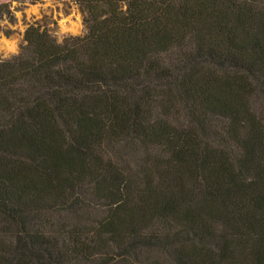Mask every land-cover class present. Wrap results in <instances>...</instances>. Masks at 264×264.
I'll return each instance as SVG.
<instances>
[{
  "label": "trees",
  "instance_id": "obj_1",
  "mask_svg": "<svg viewBox=\"0 0 264 264\" xmlns=\"http://www.w3.org/2000/svg\"><path fill=\"white\" fill-rule=\"evenodd\" d=\"M74 1L0 54V264H264V0Z\"/></svg>",
  "mask_w": 264,
  "mask_h": 264
},
{
  "label": "rangeland",
  "instance_id": "obj_2",
  "mask_svg": "<svg viewBox=\"0 0 264 264\" xmlns=\"http://www.w3.org/2000/svg\"><path fill=\"white\" fill-rule=\"evenodd\" d=\"M8 0H0L5 2ZM12 17L0 19V42L10 40L15 47L12 50L0 48V54L8 57L17 53L23 44L25 28L31 24L46 27L57 39L66 35H80L85 31L83 13L74 0H11ZM64 21V22H63ZM78 21L77 29H65L63 23Z\"/></svg>",
  "mask_w": 264,
  "mask_h": 264
},
{
  "label": "bare ground",
  "instance_id": "obj_3",
  "mask_svg": "<svg viewBox=\"0 0 264 264\" xmlns=\"http://www.w3.org/2000/svg\"><path fill=\"white\" fill-rule=\"evenodd\" d=\"M63 26L65 27V29H70L75 31L78 27V21H71L68 24L63 23ZM14 47H15L14 43L10 40L3 39L0 42V48H3L4 50H12L14 49Z\"/></svg>",
  "mask_w": 264,
  "mask_h": 264
}]
</instances>
